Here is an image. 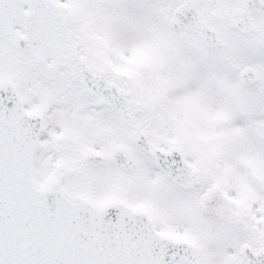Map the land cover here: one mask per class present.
Returning <instances> with one entry per match:
<instances>
[{"label":"snow or ice","instance_id":"obj_1","mask_svg":"<svg viewBox=\"0 0 264 264\" xmlns=\"http://www.w3.org/2000/svg\"><path fill=\"white\" fill-rule=\"evenodd\" d=\"M0 264H264V0H0Z\"/></svg>","mask_w":264,"mask_h":264}]
</instances>
